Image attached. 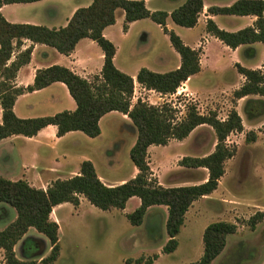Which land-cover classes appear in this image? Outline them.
<instances>
[{
	"label": "trees",
	"instance_id": "16d2710c",
	"mask_svg": "<svg viewBox=\"0 0 264 264\" xmlns=\"http://www.w3.org/2000/svg\"><path fill=\"white\" fill-rule=\"evenodd\" d=\"M35 0H0V5L13 2H31ZM120 9L123 14L121 24L125 30L133 20L148 18L158 24L166 33L171 47L179 56V65L165 72H153L140 67L134 80L144 89L160 94L173 93L181 82L199 70L198 49L183 44L180 38L164 26L166 12L149 11L144 0H91L85 7L76 8L62 27L53 29L40 25L9 23L0 15V139L12 134L31 136L41 127L51 124L56 128V136L67 131L78 130L88 137L99 134L98 119L108 111L125 114L135 131L133 143L128 149V158L136 173L129 179L116 185H105L96 176L92 164L83 160L79 164L78 174L64 179H55L45 187L35 188L24 180H8L0 176V203L12 207L15 217L0 229V249L4 264H35L33 260L18 259L13 252V245L20 239L28 227H32L44 237L49 245L48 253L38 261L48 264L58 254L57 224L49 218L54 205L68 202L78 204V198L84 197L92 206L101 209H122L125 201L136 196L138 205L125 214L129 224L141 223L146 209L153 205L165 207L164 230L167 239L161 246L162 253H170L176 247L175 235L183 221L184 212L192 201L209 194L216 188L218 179L223 174V163L234 152V146L225 144L230 132L242 130L241 119L236 110L231 108L224 119H218L215 112L199 113L189 104L180 118H175L168 103L150 104L136 98L130 103L133 90L131 76L119 71L112 63L114 47L104 38L101 30L112 24L114 12ZM201 0H184L169 12L171 21L182 27L194 25ZM209 13L224 15H253L251 26L236 31L218 28L211 20L205 21V31L218 39L225 46L233 49L238 45L259 42L264 47L263 0H235L228 6L207 8ZM87 37L94 41L102 52V64L97 74L82 78L64 66L50 65L37 69L32 83L25 87H15L11 81L16 69L28 61L30 48L17 53L6 64L15 44L21 38L31 43H42L62 54H68L76 41ZM235 70L243 77V82L232 91L235 98L246 95L264 97V74L258 69H250L234 63ZM63 83L74 101L73 110H61L51 115L19 118L12 112V103L16 95L24 91L42 88L51 82ZM247 119L264 114L262 98H246L242 106ZM198 125H207L212 129L215 142L210 152L200 156L183 155L177 165L186 168H204L203 181L177 186H161L151 172L146 160V148L149 145H164L169 139H183ZM264 127V123L262 124ZM245 141L254 140L252 131H246ZM264 218V212L255 211L246 219V224L253 229ZM236 226L232 222L216 220L206 224L201 232V254L194 264H210L222 250L225 236L232 234ZM156 258L152 254L146 259L137 257L136 263L151 264ZM261 264H264V259Z\"/></svg>",
	"mask_w": 264,
	"mask_h": 264
},
{
	"label": "rangeland",
	"instance_id": "374dc122",
	"mask_svg": "<svg viewBox=\"0 0 264 264\" xmlns=\"http://www.w3.org/2000/svg\"><path fill=\"white\" fill-rule=\"evenodd\" d=\"M119 10V9H118ZM136 29H140L136 27ZM147 36L155 35L151 27L144 28ZM137 47H144L141 32L134 34ZM205 57H201L202 72L212 70L215 75L222 76L229 69L232 54L223 49L222 45L209 41L205 45ZM120 58L115 60L119 64ZM140 63V58L133 59ZM259 69L264 73V62ZM257 64V65H258ZM262 66V67H261ZM200 73L201 76L203 73ZM218 88V87H217ZM233 90L220 91L214 89L211 98L203 94L184 93L179 87L172 95L162 101L151 97L155 104L166 102L173 109L175 118L184 114L187 105L195 106L199 113L213 111L218 119H224L233 108L240 114L244 123L241 132H230L225 144L234 146V154L223 163V174L218 179L216 188L208 195L192 201L184 212L182 224L175 235L176 247L170 253H162L161 246L167 239L164 230L165 211L162 206L147 209L140 224L128 223L125 214L132 211L139 203L136 196L125 204L123 209H98L87 201L78 207L71 204L63 205L56 211L58 254L48 264H141L134 261L137 257L146 259L152 254L156 258L151 264H194L201 254V232L209 222L223 220L235 224L232 234L225 236V243L220 253L210 264H260L264 259V218L250 229L246 219L255 211L264 212V127L262 117L254 120L245 117L242 111L244 100L232 95ZM140 92V94H139ZM136 85L132 90L130 103L148 93ZM139 94V95H138ZM135 98V99H134ZM145 101V100H143ZM147 102V101H146ZM148 103V102H147ZM116 133L110 130L111 124H101L102 139L94 141L102 145L103 153L109 162H102L98 170L109 177H118L129 172L131 162L128 149L135 131L126 127V123L117 116ZM246 131H252L254 140L245 141ZM215 142L212 129L207 125L194 127L183 139H169L164 145H149L146 160L151 176L156 182L184 184L199 182L205 175L204 168H186L177 165L183 155L200 156L210 152ZM108 152V154H107ZM105 156L103 157L105 159ZM106 160V159H105ZM111 160V161H110ZM112 162V163H111ZM158 181H157V179ZM5 213L0 215V229L13 220L15 211L9 205ZM29 232H35L29 228ZM37 233V232H36ZM25 239L16 242L14 254L18 259L38 260L48 253L47 241L42 235L26 234ZM18 241V240H17ZM30 242V244H29ZM23 257V258H21ZM0 263L4 264L0 249Z\"/></svg>",
	"mask_w": 264,
	"mask_h": 264
},
{
	"label": "crops",
	"instance_id": "0c3cea01",
	"mask_svg": "<svg viewBox=\"0 0 264 264\" xmlns=\"http://www.w3.org/2000/svg\"><path fill=\"white\" fill-rule=\"evenodd\" d=\"M183 1L144 0V6L149 11L162 10L166 12L164 26L167 30L173 31L183 44L192 49H198L199 70L180 83L178 87L183 93L188 91V94H203L211 98L215 95L213 92L214 89H220V91L224 89H236L243 82V77L235 70L234 63H238L246 68L258 69L263 73L258 68L260 67L258 63L264 62V47L261 43L253 42L251 44L238 45L231 49L222 44L218 39L209 35L204 29L205 21L209 19L218 28L226 31H236L243 27L251 26L255 18L253 15L209 13L207 10L208 7L228 6L235 0H201V9L198 12L194 25L191 27H182L174 24L168 14ZM90 2L91 0H35L31 2L4 3L0 5V15L9 23L40 25L50 29H56L66 24L68 18L76 8L85 7ZM262 16L264 18V0ZM122 20V11L116 9L113 23L104 26L101 30L102 36L109 40L114 47L112 63L119 71L132 77L133 90L137 85L143 91L142 94L148 93L145 98L139 96L141 100H145L150 104H155V99L162 101L165 96L172 95L173 93L160 94L150 89H144L135 82L134 75L140 67L159 73L174 69L179 65V56L171 47L166 33L162 31L158 24L148 18H141L129 22L126 29L122 30ZM136 27L140 29H136ZM149 27L155 30V35L147 36V31H143L144 28ZM139 32H141V39L145 41V46L140 48L136 46L134 36V34H139ZM209 41H214L222 45L224 50L232 54L229 69L219 77L212 70L202 72L201 57H205V45ZM12 44L14 47L6 64L12 61L18 52L27 47L30 48L28 61L20 65L14 73L11 83L15 87H25L31 84L35 71L50 65L64 66L74 74L82 78H88L93 74H97L102 64L101 50L94 41L87 37L78 39L68 54L59 53L54 48L42 43H31L25 38H21L17 44L12 41ZM117 58H120L121 61L116 65L115 60ZM136 58H140L141 62L134 63L133 59ZM201 72L203 74L199 76ZM151 97L155 98L154 101L150 100ZM240 98H242V101L246 98H262L264 100V97L257 95H246ZM74 107V101L68 94L65 85L59 81H54L42 88L24 91L16 95L12 103V112L16 117L27 118L51 115L61 110H73ZM237 114L240 117L238 112ZM114 116L124 121L126 127L128 128L129 125L133 131L130 121L125 114L117 111H108L99 117L97 121L99 134L95 137H88L78 130L67 131L60 136H56L55 126L47 124L31 136L12 134L1 138L0 176L8 180L21 179L32 187L44 190L55 179H64L72 175H77L80 162L88 160L92 164L96 176L103 184L111 186L122 183L136 173L135 167L131 165L129 172L125 175L109 177L106 173L98 170L99 162L101 160L103 163L109 162L107 161L109 158L103 153L104 148L102 145L94 142L101 141V124L104 122H109V126L111 124L110 130L112 129V132L116 133L118 128L116 127L117 121L114 120V118L116 119ZM261 117L264 123V114L251 120ZM240 119L242 129H244L243 120L241 117ZM199 126L201 125L196 127ZM134 137L135 135L131 138L130 146L133 143ZM104 156L106 160L103 158ZM98 157L101 160H97ZM205 176L206 173L199 182L203 181ZM199 182L191 181L184 184H169L158 181L157 183L166 187ZM131 197L125 201V204ZM83 201H86L85 198L80 196L78 198V204L75 207H78ZM67 204L68 202H62L51 208L48 216L56 224L58 223L55 216L57 209ZM6 206V204L0 203V215L6 212ZM153 206L164 207L163 205ZM151 207L149 206L147 209ZM163 211H165L164 208ZM29 228L32 227L26 229L17 243L23 241L26 234L32 233L38 235L35 230V232H29ZM42 240L46 242L44 237H42ZM16 244L13 245V251H15Z\"/></svg>",
	"mask_w": 264,
	"mask_h": 264
}]
</instances>
